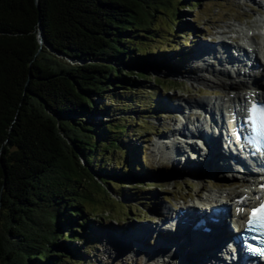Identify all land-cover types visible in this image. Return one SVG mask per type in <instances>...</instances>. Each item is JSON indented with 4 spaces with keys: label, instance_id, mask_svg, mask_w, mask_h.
Returning a JSON list of instances; mask_svg holds the SVG:
<instances>
[{
    "label": "trees",
    "instance_id": "obj_1",
    "mask_svg": "<svg viewBox=\"0 0 264 264\" xmlns=\"http://www.w3.org/2000/svg\"><path fill=\"white\" fill-rule=\"evenodd\" d=\"M174 1L0 0V264H84L87 248L70 245L91 248L93 190L128 174L107 167L122 147L102 100L145 78L139 37L157 17L179 21Z\"/></svg>",
    "mask_w": 264,
    "mask_h": 264
},
{
    "label": "rangeland",
    "instance_id": "obj_2",
    "mask_svg": "<svg viewBox=\"0 0 264 264\" xmlns=\"http://www.w3.org/2000/svg\"><path fill=\"white\" fill-rule=\"evenodd\" d=\"M193 1L196 2L194 8H188L191 0H175L170 12H178L179 21L173 24L171 17H157L150 25L151 31L143 32L145 36L139 37L141 49L149 51L153 63L147 68L145 78L140 82L132 81L130 88L117 89L113 96L102 100L110 107L111 116L116 118L110 126L122 147L109 155L107 167H116L122 172L128 171V174L114 176L106 191L104 188L93 190V202L87 203L85 216L89 217L91 227L80 234L92 240L91 248L83 239L73 240L70 245L79 252L87 248L84 264H181L173 258L170 248L165 254L155 251L157 255H149L159 247L161 239L170 238L173 243L175 231L170 235L164 230L167 228H163L167 218L173 219L180 209L187 210L194 205L208 208V204L197 201L210 190L242 189L245 186L239 180L230 179L227 172L218 174L217 169L204 167L207 160L195 150H189L186 140L174 136V130L185 126L184 129L190 132L200 120L205 122L203 110L193 108L196 102L209 103L213 99L225 98L221 88L193 79L205 70L204 62L196 58L198 48L212 45L225 52L227 49L219 44L226 41L230 46L228 50L236 56L239 52L236 45L249 48L247 43H253L246 41L241 30L254 29L260 24L259 20L264 19V0ZM239 54L242 57V51ZM244 58H247L246 54ZM207 60L206 66L209 63L211 68H222L217 62L213 63V59ZM162 62L167 69L160 66ZM224 68L231 70L228 66ZM258 68L254 69L260 70ZM126 69L139 70L131 66ZM262 74H256L250 82L258 86L264 84ZM156 77L160 79L157 84L153 81ZM171 81L173 86H169L167 94L165 91L169 88L163 90L160 84ZM117 127H127L124 136ZM176 147L182 151L175 152ZM122 150L129 152L124 154ZM133 169L146 173L149 170L151 174L133 178L130 173ZM133 228L140 231L142 228H157L164 230L162 235L165 236L158 238L154 234L142 247L138 242L124 241L131 236ZM194 251L197 261L200 252ZM181 252L185 253V250L181 248Z\"/></svg>",
    "mask_w": 264,
    "mask_h": 264
},
{
    "label": "bare ground",
    "instance_id": "obj_3",
    "mask_svg": "<svg viewBox=\"0 0 264 264\" xmlns=\"http://www.w3.org/2000/svg\"><path fill=\"white\" fill-rule=\"evenodd\" d=\"M259 23L260 24L256 25L254 29L249 28L241 30V33L246 37V41H252L253 44L249 43V48L247 49L246 47L241 46V44L236 45V51H242V59H239L238 61L236 60V57L234 58V56H232L231 54H227V52L230 53L231 51L228 50L230 46L226 41H223L222 44H219L223 49H227L225 50V52H223L224 50H220L219 48L213 47L212 45L210 47L201 46L198 48V55L196 58H198L199 61L204 62L205 70H203L202 74L195 75L196 77L194 76L193 79L195 81L197 80L199 82H205L209 85L211 84L213 86H217L221 88V91L225 94V98L223 100L213 99L209 101V103H205L203 101L195 103L197 107L203 108V110L206 111L205 113L207 116L209 114L211 115V112L215 107L216 109H218V107H221L222 110H226V119L229 120L230 113L235 111V107L238 108L241 106L242 108V104L248 100H251L254 95L258 94L259 97L264 96V84L258 86L250 82L251 79L257 76L256 74L261 72H263L262 77L264 78V19H260ZM238 32L239 31H237V33ZM258 35H260L262 38L259 39L257 37ZM239 37L240 36L236 38L239 39ZM245 54L247 58H244ZM207 58L213 59V63L217 62L218 66L222 68H219V70L214 67L211 68V65L209 63L206 66L205 62L208 61ZM258 60L261 62H258ZM225 66L231 67V70L227 71L224 68ZM255 66H259L258 69L260 70L254 69ZM184 128V126H182L181 128H176L174 130V136H184V132L186 129ZM199 132H201V128L197 127L195 133H197L198 135ZM195 141L196 139L192 138L187 142L194 143ZM211 142L214 143L215 140H211ZM197 145V142H195L193 146H189L188 148L191 147L193 151L195 150L196 152H198L199 156L202 155L207 160L204 167H208L209 169H217L218 174L227 172L230 176V179L239 180L243 182L245 186L242 189L225 188L218 191L210 190L209 192H206L205 196L199 197L197 202L204 205L209 204L208 208H200L197 205L188 207L187 211H185V213L183 212L185 217H187V219H185V223L182 222L183 215L179 213V211L178 213H176L177 220L167 218L163 228H167L164 230L166 232H169L170 235H173L172 233H174V231L171 230H175L173 243L170 238H163L165 234L162 235L161 233H159L163 239H161L162 241L160 242L158 241L159 247L157 249L155 247L154 251L149 253V255H152V253H154L153 255H155L156 253L165 254V252H169L170 248V251L173 253V258H177V261L179 263L181 262V264H241L237 262L236 259H234L231 252H227V247L222 244V241H230L231 237L235 235L234 231H236L237 228L236 223L230 226L228 223V219L232 217L239 223L245 221L246 216L241 209L246 207L248 209L250 203L255 204L256 201L260 198L261 192L263 191L262 184L264 181V172L258 168H254L253 166L247 169L239 168L241 167L240 164H238L239 166H232L229 162L230 159L228 157L220 155L222 154V150H217V148L215 146L213 147L212 144L209 145L208 143L207 146L204 145L203 147ZM175 150V152L182 151L181 149H179V147H176ZM190 160H193V158ZM195 164L198 163L195 161ZM197 173L199 175V172ZM243 196L245 197V199L241 201L240 198ZM225 202H231L234 204L233 209L230 212L231 216L226 213L223 214L222 210L224 208H227L225 206ZM219 207H222V209L220 210L222 213L217 211ZM208 209L212 211V215H219L221 222L214 223L212 222V220L208 219L207 215L202 217L204 219L206 218L205 225H211L216 228L212 233L205 231L203 233L199 229L201 227L198 228L197 226V223L200 219L198 214H203L200 211L208 213ZM176 214H174L172 218L175 217ZM168 225L173 226V228H171L170 230L168 228ZM153 229L154 230H151L150 228H142L140 231V229L138 228H133L131 229L133 230L131 232V236H127L124 241L129 242L130 240H132L133 242H138L141 244L142 242L140 240H143L146 243L148 242L149 238L156 232L163 233L164 231H160L157 228ZM237 231L239 232L238 229ZM199 232L200 234H198ZM221 232L222 234H220ZM183 235L185 236V238ZM224 235L225 237H223ZM142 247H144V245ZM146 248L147 247H145V249ZM181 248L185 250L186 254L181 252ZM191 249L192 251H189ZM196 249L200 252H198L199 258L197 261L194 259L195 256H193V254L196 255L194 251ZM189 257L191 258V261L189 260Z\"/></svg>",
    "mask_w": 264,
    "mask_h": 264
},
{
    "label": "snow or ice",
    "instance_id": "obj_4",
    "mask_svg": "<svg viewBox=\"0 0 264 264\" xmlns=\"http://www.w3.org/2000/svg\"><path fill=\"white\" fill-rule=\"evenodd\" d=\"M262 213H264V206H262L261 208L255 209L252 213V216L256 218V217H259Z\"/></svg>",
    "mask_w": 264,
    "mask_h": 264
},
{
    "label": "water",
    "instance_id": "obj_5",
    "mask_svg": "<svg viewBox=\"0 0 264 264\" xmlns=\"http://www.w3.org/2000/svg\"><path fill=\"white\" fill-rule=\"evenodd\" d=\"M44 34H43V31H42V28L40 29V32H39V40L42 44H44Z\"/></svg>",
    "mask_w": 264,
    "mask_h": 264
}]
</instances>
